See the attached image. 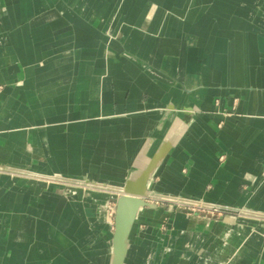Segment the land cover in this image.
Masks as SVG:
<instances>
[{
    "label": "crops",
    "instance_id": "1",
    "mask_svg": "<svg viewBox=\"0 0 264 264\" xmlns=\"http://www.w3.org/2000/svg\"><path fill=\"white\" fill-rule=\"evenodd\" d=\"M60 1L0 0V129L11 132L0 140V164L25 166L32 148L34 173L146 196L137 208L120 199L113 209L102 195L66 201L68 188L50 187L54 200L34 199L32 208L17 201L11 228L6 197L0 264H217L204 255L212 242L227 247L236 237L210 231L239 220L206 228L169 216L178 205L208 203L264 218V0H130L143 3L127 12L114 0L100 26L93 12L97 29L87 6L73 5L88 0H68L73 8ZM108 11L116 13L113 33L125 19L123 44L120 36L113 45L121 68L84 72L88 30L101 37L99 53ZM258 225L256 235L239 231L246 243L228 264H264Z\"/></svg>",
    "mask_w": 264,
    "mask_h": 264
},
{
    "label": "rangeland",
    "instance_id": "2",
    "mask_svg": "<svg viewBox=\"0 0 264 264\" xmlns=\"http://www.w3.org/2000/svg\"><path fill=\"white\" fill-rule=\"evenodd\" d=\"M123 3H124V1H122V0H120L119 2L117 1L118 5L123 6L122 5ZM73 5H74V7H81V5H82V7H86L87 6V8L90 10V15L93 14V12H92V10H91V8H90V6H89L87 1H83V2H81V1L75 2L74 1ZM57 7L58 8H60V7H62V8H73L72 4L68 0H66V1L61 0L60 2H58ZM46 8H47V6H46ZM107 14L108 15H106V16H107L108 20H106L104 22V29L103 30L99 29V31L101 32L102 35H104V42L102 41V46H104V51H106L108 53V52H113V50H114L113 49L114 42H117L118 44H120L119 43L120 42V40H119L120 36H121V42L123 44V41H124L127 33L125 34V33L122 32L123 28L126 27L125 26V22L123 21L124 18L122 16L120 17L121 18V22H120V24H121V26H120L121 34H118L116 32L113 33L112 32L113 18L116 19V17H115L116 13L115 12L113 13L112 11H108ZM77 17L79 19L84 20L83 16L81 17L80 15H77ZM94 17H95V15H92V17H90V18L88 17L90 26H92V24H93L92 21H93ZM70 26L72 28V26H73L72 23H70ZM127 27H128V25H127ZM94 29H97V28L95 27ZM123 36H124V39H123ZM75 46H76V44L74 42L71 43V48H73V51H76V49H74ZM59 50L60 49H58L57 52ZM122 50L124 52H126L123 49V46H122ZM97 51H99V48H97ZM95 52H96L95 49L94 50H90V55L91 54H95ZM77 56H78V53H75V57H77ZM105 57H107V56L105 55L103 58H105ZM94 60H96V58ZM104 60H106V59H104ZM70 65H71V70H69V71L70 72L71 71H73V72L76 71L75 65L74 64H70ZM95 67H97V66H95ZM0 88H1V90H0V97H1L2 93L4 92V87L0 86ZM9 133H11V132L7 131V130H3L2 131L0 129V140L2 138V135H6V134H9ZM0 149H1V145H0ZM5 151H6V149L4 148L3 152H5ZM15 151H16V149H14V153H15ZM1 152H0V154H1ZM12 152H13V149H12L11 153ZM32 152H33V149L32 148H28L29 156L27 157V162H26L25 166H23L22 162H21V165L19 167V166H17V162H15L13 160L8 161V164H9L8 166H6V164L5 165H1L0 164V177L1 176L9 177V180H7L6 182L2 181L0 183V201L6 200V197H8V199L10 200L9 202H14V205L13 204L9 205V208H8L9 215H7V217H6L7 220H9L10 228L15 225V221L16 220H14V219H16V217H17L16 214L20 215V212H22V209L20 207H17V201H25L26 202L25 206L26 207L29 206L27 208H32L31 204H32V201L34 199H37L38 201L41 200V201H46V202L49 201V200H54L55 199L54 198V193H50L49 192V188H50L49 186L53 185V184L54 185L56 184V185H59V186H64V187L68 188V190L63 194V198L66 201H78V200H81L80 195H87L88 199L90 198L92 201H96L98 199L95 198V195L96 194H101V195H107L106 197L108 199H106V200L107 201L109 200L108 203H110L112 208L115 209L116 205L118 204V201L124 197V195L117 194V193L114 192L113 189L117 185L107 184V183L104 184V183H101L99 181L97 182V181H95L93 179H90V178H85L84 177V178H82L83 183H77L75 181H72L74 179L61 178V179L58 180V179L47 178L45 175L44 176H37V175L33 174L32 170H28V169L31 168L30 165H32V162H31L32 161L31 160ZM6 153H7V151L5 152V154ZM3 157L6 158L7 155L4 156V154H3ZM0 158H1V156H0ZM8 158H9V156H8ZM28 166H30V167H28ZM23 168H25V169H23ZM23 182L26 183L24 193L17 192V189H18L19 185L23 184ZM27 183H30L31 186H27ZM40 183H44L43 185H46V188H43L42 189L43 191H41V192H39V191L32 192V190H33L32 184H36L37 185V184H40ZM3 188L5 189L4 191L2 190ZM6 190H8V192ZM81 192H83V193H81ZM2 195H3V197H1ZM158 204H166V202L158 201ZM194 205H197V204H194ZM201 205H206V203H202ZM210 205H212V204H210ZM214 206H220V205H214ZM220 207L225 208L223 206H220ZM27 208L23 209V211L27 212L28 211ZM184 209L185 208H183L182 210H184ZM182 210H180V211H182ZM189 214H191V213H189ZM186 215L190 216V217H193V215H188V214H186ZM200 215L201 216L196 215V217H198L199 219L200 218H207L210 221H224V218L228 217V216L234 217V218L238 219L239 221L252 220V221H256L258 223L261 222V221H264V218H261L259 216L258 217L246 216L244 214V211L237 212V213H231V214H229V213H222L221 215L216 214V217L211 216L210 218H208L209 215H202V214H200ZM257 232L258 231H256L255 228H253L252 231L249 232V233L256 235ZM233 235H234L233 237H236V238H234V240L232 242L233 247L234 246L235 247L238 246V243H239V247H237V248L241 249L242 248V244L246 243V241L240 239L241 232L237 231ZM235 253H237L236 250H235Z\"/></svg>",
    "mask_w": 264,
    "mask_h": 264
},
{
    "label": "bare ground",
    "instance_id": "3",
    "mask_svg": "<svg viewBox=\"0 0 264 264\" xmlns=\"http://www.w3.org/2000/svg\"><path fill=\"white\" fill-rule=\"evenodd\" d=\"M92 12H97L98 14V19L96 22V26H100L103 22H101V14L103 12V10L106 9H111L114 7L115 5V1L114 0H88L87 1ZM143 2H138V4L135 3V6L133 5V3L130 0H125L124 3L122 4L123 6L119 5L118 6V10H122L125 12L129 11L132 7H134V9H137L139 6H141ZM121 4V3H120ZM132 6V7H131ZM133 9V10H134ZM128 19V18H127ZM97 39L101 40V37L98 36V34L96 32H91V30H88V50H89V63L88 65L84 66V72L87 73H94V72H104V68L107 66L110 70L111 73H113L114 71L118 72V70L121 68L122 65V60L119 59V57H117L116 54H113V52H106L104 51V46H102V49L100 50L99 53L95 54H91L90 55V50H94L96 46H98L97 44ZM96 50V49H95ZM107 56L105 58H103L104 56ZM96 57H100L101 59L99 61H94V59ZM103 59H106L103 61ZM56 66L58 65L57 63L55 64ZM98 65V66H97ZM97 66V67H95ZM0 103H1V97H0ZM16 139V137H14ZM33 174L37 175V176H44V174L39 173V172H33ZM47 178H51V179H61V177L59 176H54V175H45ZM76 178V177H75ZM70 178V179H74L72 181H75L77 183H83L82 178ZM258 180H264V176L263 177H259L257 178ZM40 184H44V183H40ZM49 187L51 188H60L59 185H50ZM62 190V189H59ZM114 192L117 194H121L124 195V197L122 198V205L124 207H126L125 209L127 210L129 206L135 207L137 208V206H140V204H142L140 202V200L138 199L137 196H146V192L145 191H141L138 192L139 190H134L131 189L128 185H124V186H116L114 189ZM65 192V191H63ZM140 193V194H138ZM101 195V194H99ZM98 196V195H95ZM104 197H106L107 195H102ZM61 198V197H60ZM62 200L64 198H61ZM244 214L246 216L249 217H258L259 214L258 212H253L250 210L244 211ZM165 215V214H164ZM103 216L106 217L105 215V210L103 213ZM178 216L187 218L190 220L191 225L200 223V225L202 226V224L204 223L206 228H208L211 224L210 220L207 218H198V217H190L187 215L182 214L179 211L173 210L171 213V218H176ZM235 221L233 219H227V221L223 224V225H215L216 229H213L210 231V233H214V232H219L221 235H226V234H230V233H235V231H241V232H246V230L252 231L253 228H255L256 230H261L260 225H258L259 223L256 221H252V220H242L239 221L238 225H235L234 223ZM204 228V227H202ZM42 230L39 232V237L42 235ZM237 247H239V243L238 246H234L230 245V246H225L224 244H220L218 242H212V248L210 249V252L205 255L206 260L212 262V263H217V264H228L227 260L229 257L234 256V258L237 257V254H240L241 249H238ZM237 251V253H235V250Z\"/></svg>",
    "mask_w": 264,
    "mask_h": 264
},
{
    "label": "built area",
    "instance_id": "4",
    "mask_svg": "<svg viewBox=\"0 0 264 264\" xmlns=\"http://www.w3.org/2000/svg\"><path fill=\"white\" fill-rule=\"evenodd\" d=\"M1 90V88H0ZM202 203H199L197 205L194 204H185V205H176L179 209V212H181L182 214H188V215H193L196 217V215L201 216L202 215H209L208 218H210L211 216L216 217V214L221 215L222 213H233V211L229 208H222L220 206H214V205H210V204H206V205H201ZM185 208L184 210H182L181 208ZM182 210V211H180ZM191 213V214H189Z\"/></svg>",
    "mask_w": 264,
    "mask_h": 264
}]
</instances>
